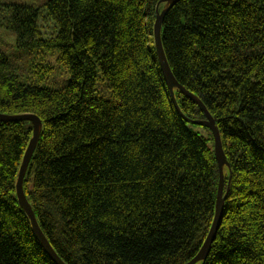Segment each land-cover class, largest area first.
Instances as JSON below:
<instances>
[{
    "label": "trees",
    "instance_id": "obj_1",
    "mask_svg": "<svg viewBox=\"0 0 264 264\" xmlns=\"http://www.w3.org/2000/svg\"><path fill=\"white\" fill-rule=\"evenodd\" d=\"M167 4L0 0V113L42 121L24 190L67 264H187L212 226L214 136L195 100L177 87L173 98L155 48ZM7 38L27 55L57 52L56 63L19 62ZM162 43L178 83L214 117L229 162L222 222L195 264H264V0H179ZM60 67L62 86L45 85ZM32 137L30 120L0 121V264H56L17 194Z\"/></svg>",
    "mask_w": 264,
    "mask_h": 264
},
{
    "label": "water",
    "instance_id": "obj_2",
    "mask_svg": "<svg viewBox=\"0 0 264 264\" xmlns=\"http://www.w3.org/2000/svg\"><path fill=\"white\" fill-rule=\"evenodd\" d=\"M164 2L168 3L167 6L161 11L157 13L156 20L154 23V40H155V48L157 51L158 61L160 64V67L163 71V74L165 76L166 82L168 84V87L170 89V92L174 98V88L177 87L180 89L185 95L195 100L205 111L207 118L200 122L206 126H208L213 133L214 136V142H215V154L218 161V166L220 170V182H219V189L217 194V201H216V212L215 217L212 223V226L210 228V231L208 233V236L199 251L198 255L188 262L187 264H195L199 261H204L207 259L209 252L212 247V243L216 237L217 231L221 225L223 214H224V205L225 201L229 192V186L224 194V188H225V166H229V162L226 158V154L224 152L221 134L218 126L216 125V121L212 114L208 111V109L205 107L203 102L194 94L190 93L188 90H186L182 85L178 83L176 78L174 77V74L170 68V65L168 63L167 57L165 55V51L163 48L162 43V27H163V19L167 13V11L179 0H163ZM178 107V106H177ZM17 120H30L33 123V137L30 140V143L27 147V150L25 152L19 175H18V181H17V194L18 198L25 209L26 213L29 216V219L32 224L33 232L35 233L36 237L46 250V252L49 254V256L56 262V264H67L62 260V258L57 254V252L54 250L52 245L50 244L49 240L43 233L42 229L39 226L38 220L36 218V215L34 213V210L30 204V202L27 199L25 190H24V177L26 174V170L29 166V163L32 159V156L35 152V149L37 147L41 128H42V121L41 119L35 115V114H20V115H8V114H2L0 113V121H17ZM231 180V176L229 178ZM229 180V181H230Z\"/></svg>",
    "mask_w": 264,
    "mask_h": 264
},
{
    "label": "rangeland",
    "instance_id": "obj_3",
    "mask_svg": "<svg viewBox=\"0 0 264 264\" xmlns=\"http://www.w3.org/2000/svg\"><path fill=\"white\" fill-rule=\"evenodd\" d=\"M14 1L18 3H33L38 6L44 5L48 0H9ZM41 32L44 37L48 36V29L46 24L44 26L41 25ZM5 42L8 44V53L10 55H13V51L16 52V54L19 56V62L28 64L32 63L34 61H47L51 63H56L57 60V52H53L51 50H48L46 48H39V49H33L32 52L27 55L24 52L20 53L18 50H16L15 45H13V41H11L10 38H7ZM69 76L68 73H65V69L63 67H60L58 71H56L55 78L52 76V78L45 82V85L47 86H53V87H61L63 84V80ZM57 77V78H56ZM53 80H57L58 82L54 83ZM98 90L102 94H107V91L105 90V86L103 83H101L98 87ZM193 127L200 132L202 135H207V130L201 126V125H193Z\"/></svg>",
    "mask_w": 264,
    "mask_h": 264
}]
</instances>
